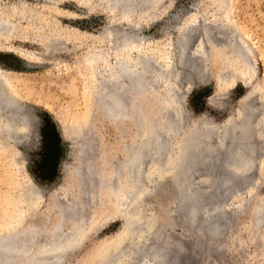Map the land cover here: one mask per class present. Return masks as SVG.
<instances>
[{"label": "rangeland", "instance_id": "374dc122", "mask_svg": "<svg viewBox=\"0 0 264 264\" xmlns=\"http://www.w3.org/2000/svg\"><path fill=\"white\" fill-rule=\"evenodd\" d=\"M22 3L34 5L42 11L45 23L40 25L37 36L45 41L52 35L54 40L60 41V45L54 52L48 53L39 44V40L37 43H17V46L27 51L33 50L41 54L26 58L17 52L0 49V71L4 75L0 82L3 79L2 84L6 85L0 91L7 92L21 106L14 110L17 114L28 117L29 123V128L26 129L23 125H14V114L9 116V113L0 111L1 232L5 233L14 226H24L26 233L31 231L35 236L27 241L26 246L23 245L33 247V252L30 253L32 258L33 255L36 260L39 257L42 259L61 255V264H97L100 253H108L113 250L112 247L118 249V246V250H121L128 246L129 241L122 239L124 216L111 213L114 208V200L110 198L112 195L103 196L96 191H101L102 184H105L104 178L109 173L105 168L106 163L124 159V146L131 142V122L129 117L114 121L105 118L107 116L95 95V85L98 83L96 74L104 70V64L101 65L100 62L96 66L87 63L89 54L92 51L100 52L99 47L104 50L109 64L114 65L116 56L109 53L113 47L110 41L115 37V33L110 31L115 30L118 37L121 34L140 39L141 48L143 47L140 54L149 55L146 57L152 63L156 60V67H162L157 64H161L166 56V68L172 65L170 69L174 68L179 71L178 75H182L183 81L178 83V76L173 86L175 93L182 95V120L186 114V121L202 118L217 126L233 123V120L243 123L246 133L240 144L244 148L246 145L247 155L244 159L247 156L245 161H248L245 165L247 170L237 173L235 167L230 166V160L224 161L222 156L220 159L223 162L218 159L221 149L210 146L211 149L204 144L202 148L205 150L202 151L205 154L202 152L200 159L189 164L195 158V148L189 146V157L185 156L181 171L185 179L182 186L185 189L178 180L182 176L180 178L171 172H158L153 185L146 182L149 191L142 196L144 215L153 219L152 224L156 223V233L159 228L162 230L159 236L154 232L149 234L140 245L141 248L139 247L141 251L134 253L135 258L131 257L129 263L147 262V248L163 243L171 249L168 252L170 256L180 253V261H176L178 264H264V0H155L147 12L133 16L119 7L117 2L110 9L111 0H0V4L10 7ZM220 10L221 13L224 11L223 20L226 19L225 12H230V23L227 27L224 26L226 30L221 31L223 27L218 26L221 32L216 28L217 25L209 22L215 20V12ZM54 14L56 16L51 17ZM192 21L197 22L193 24ZM191 25H194L193 29ZM213 26L215 27L212 28ZM211 37L214 43L219 44L208 41ZM134 50L130 55L135 56ZM136 54L139 55L138 52ZM154 83L160 85L159 80ZM158 88L162 89L161 86ZM143 100L149 114H155L159 106L156 97L148 93ZM5 113L4 118L2 115ZM259 118L263 121L261 127L257 125ZM85 123V130L89 129L87 139L90 148L80 158L75 147L82 141L81 138L70 143L64 135L71 138L70 130ZM3 128L13 134L7 133V136ZM242 131L241 127L237 135L244 134ZM172 137L175 142L179 139L175 134ZM207 147L214 153L211 152L210 155L208 152L211 150ZM170 162L171 159L167 166L171 165ZM78 164L88 168L90 178L86 183L95 188L94 192L88 193L89 184L84 182L85 185L81 183V186L74 175L72 169ZM184 166H188V169H184ZM211 167L216 170L214 173L210 172ZM227 172L232 180L236 178L235 181L229 178L227 184ZM185 174L188 176L184 177ZM204 174L209 180L207 183L205 178L202 180ZM229 174H234V178ZM221 179L224 180L222 186ZM236 180L240 183L237 189L240 197L234 194ZM99 181L102 182L101 185ZM198 182L202 184L199 185ZM180 187L184 191H180ZM84 189L88 194L85 193L82 200L91 202L93 206L88 204L82 210L78 208L81 210L78 212L76 208V214L83 213L88 218V223L72 226L67 204H72L76 194ZM33 190L37 193L31 194ZM190 192L198 193L199 197L209 193L199 214L205 216L204 222L207 219L219 222L222 227L218 231L209 234L203 229L196 230L195 224L187 226L184 219L188 220V216L183 214L182 208L192 201L186 196L187 193L188 196L191 195ZM182 198L184 203L179 202ZM239 199L247 205L245 208L238 207ZM218 200L224 204L218 203ZM259 203L263 204L260 214L256 210ZM216 206L221 209L211 211ZM206 208L211 210H207L204 215ZM179 211L182 212L181 215H178ZM256 215H261L263 220L258 223L253 219ZM20 222L22 224H18ZM55 231H63L65 235L60 233L58 238L72 235L71 240L62 244L54 243L59 241L54 235ZM45 246L52 247L50 252L43 249ZM141 252L145 254H140ZM20 256V260L25 261L27 255ZM157 260L152 264H158L160 259L158 262ZM181 260L186 261L184 263Z\"/></svg>", "mask_w": 264, "mask_h": 264}, {"label": "bare ground", "instance_id": "6f19581e", "mask_svg": "<svg viewBox=\"0 0 264 264\" xmlns=\"http://www.w3.org/2000/svg\"><path fill=\"white\" fill-rule=\"evenodd\" d=\"M153 1H155V0H111L110 9L115 7L116 2H117L119 4V7H121L123 10L127 11L130 16L138 15L141 13L144 14L145 12H147L151 8L150 6L153 4ZM223 8L225 10V7H223ZM221 10L215 12L216 13L215 20L209 21V22H213V24L215 26L217 25L216 28H218V26H220V27L222 26L223 29L221 31H223V30H226L224 26L226 25V27H227V25H229V23H230V12H229V10H227L225 12L226 19L223 20V18H225V17L222 18L224 11H222V13H221ZM55 16H56L55 14L51 15V17H55ZM43 18L44 17L42 15V11L39 10L38 8H36L34 5L22 3L19 5H15V6L10 7V6H3L2 4H0V49H5L6 51L12 52V53L17 52L25 58H26V56H28V57H32L34 55L37 56V55H41V54L40 53L38 54L33 50L27 51L26 49H23L19 45L17 46L16 44L17 43H20V44L26 43L27 44L29 42L37 43L36 41L39 40L40 41L39 44L43 45V48L46 52H48V53L54 52V50H56L58 48V46L60 45L59 40H54L55 38L52 35H50L49 38H47L45 41L41 39L42 38L41 36H37V32L39 31L40 25L45 23ZM197 18H199V15L197 16ZM190 20H192V18ZM196 22L197 21H195V23ZM192 23H193V21H192ZM195 23H193V24H195ZM193 26H192V29H193ZM215 26H213L212 28H214ZM210 29H211V27H210ZM220 29L218 28L219 31H220ZM189 30H191V28ZM214 30H216V29H214ZM110 33H115V37H113L112 40L110 41V43L113 47L109 53V54H113L116 56V61H114V65L112 66L111 64H109V60H106L107 59L106 55H105V53H103L104 50L102 48H99V47H98V49L100 50V52L92 51L91 54H89L90 56H88V58H87V63L90 65H96V66L100 62H101V65L104 64L103 65L104 70L101 69L103 71H101L100 73L98 72L96 74L97 79L95 78L97 80L96 82H98L97 83L98 89L100 91L102 90V98H103L102 101L103 102L100 101V99L98 98L100 96L99 93L96 92L98 95L96 93H95V95L99 99V103L103 108L102 109L103 112L107 116V117H105V118H107V120L114 121V120L119 119V118H122V120H123L124 117H129L130 122H131L129 139L131 142L124 146V154L125 155H124V159L122 161L116 162L114 160L115 161L114 163H106L105 168H106V171H109V173L107 172L108 174L104 178L105 184L104 183L102 184V182L99 181L100 185L102 184V186H101L102 189H101V191L98 190L96 192H101V194H103V196L108 195V197L112 195L110 198H112L111 200H114L112 202V208L113 207L114 208L111 209L112 210L111 213H115L116 215L124 216L125 221H124V225H123L124 227L122 229L123 230L122 231V233H123L122 239L128 240L129 244L125 249L118 250L119 247L117 246L118 249H115L116 247L115 248L112 247L113 250H111L110 252L102 254V255L100 253L99 261L97 262V264H130L129 263V262H131L130 258L133 256L135 258V255H133V254L139 253L141 251L140 245L143 244V242H145V239H147V237H149V234H151V233L153 234V232H154V234L156 233V230H155L156 223L152 224L153 219H149L148 217H146L144 215L142 196L146 192L149 191V187L145 185L146 182L151 183L153 185L156 181V174L160 171H162V173L171 172V174L174 173L175 175L180 176V178H181V176H182L181 171H183L182 166H183L184 161H185L184 160L185 156L187 155V153H190L188 147L192 146L193 148H195L193 151V154H194L193 157H195V158L191 157V158H193L192 160H191V158H189L191 160L189 164H192L193 162L196 161V159H198V158L200 159V155L203 152L202 150L203 149L205 150V148H202L204 146V144H206V146H208V147H210V146L216 147L217 146V148L221 149L220 151L222 153H220L218 159H220V157L222 156V160H224V161L230 160L229 161L230 166L232 165L233 167H235V170L237 173L240 170L241 171H244L245 169L247 170V168H245V165L248 164V161H245V160H247L246 159L247 156L244 159L245 155H247V153H246L247 151L245 152L246 145L244 148L243 144H240L242 142L241 141L242 136L245 137L246 129H245V126L243 127V125H244L243 123H242L243 124L242 125L240 121L234 122V120L232 121L233 123L228 122V123L221 125V126H217V125H214L212 123H209L208 119H202V118L199 120H195V121H191V120L186 121V120H184V117L186 116V114L182 120V118H181V112H182L181 111V100H182L181 97H182V95L175 93L176 90H175V88H173V86L177 82L176 79H178L177 78L178 76L180 77V81L178 80V83L183 81V78L181 77L182 75L181 76L178 75L179 71L174 69V68L170 69V67L172 65L171 66L169 65L170 67L166 68V66H167V65H165V64H167V62L165 63V61H166L165 57L166 56L163 58V62L162 63L160 62L161 64H157V65H162V67H156V64H154L156 60H154L153 61L154 63H152L150 58L146 57L149 55H141L140 52H142L143 47L141 48V45H142L141 40L138 39L137 37H131V36L128 37L127 35H121V34L118 37V33L115 30H111ZM229 35H231V34H229ZM237 36H234V37L237 38ZM212 37H211V40H208V41H212V39L215 38V37H213V38ZM212 42L214 43V41H212ZM200 43H201V41H200ZM217 43L219 44V42H216L214 44H217ZM133 49H135L134 50L135 56L130 55L131 54L130 52ZM164 49H165V47H164ZM137 52L139 53V55L136 54ZM238 53H240V52H238ZM235 55H237V54H235ZM245 56H246V54H245ZM180 62H181V60H180ZM181 63H183V62H181ZM224 74H227V73H224ZM228 74H229V72H228ZM0 78H4V75L2 74L1 71H0ZM100 79L102 81H99ZM157 80H159L160 85H159V83H157V84L154 83ZM2 82H3V79H2ZM2 82H0V88H4V87L6 88V85L2 84ZM159 86H161V88H162L161 90L158 88ZM180 88H182V87H180ZM95 89H96V87H95ZM7 90H8V88H7ZM148 93L153 94V96L156 97V99L159 103L157 111L153 115L149 114L145 105L143 104V101H144L143 97L145 94H148ZM135 102H136V104H135ZM133 104H135V105H133ZM20 107L21 106H19L13 98L11 99V97L7 94V92L5 93V91H0V111L3 110L4 112L9 113V116H10V114L13 113L14 116L12 118V121L14 122V125L19 124L20 126L21 125H23L24 127L26 126L25 129L29 128V123L27 120L28 117H26L23 114H17L16 111L14 110V109L17 110ZM183 109H184V107H183ZM5 116H6V113H5V115H2V117H4V118H5ZM102 117H104V116H102ZM6 119H7V117H6ZM9 120L11 121L10 118H9ZM206 120H208V121L205 122ZM13 122L10 124L13 125ZM262 122H263L262 119L259 118L257 125H260V127H261ZM200 124L202 126H200ZM86 125L87 124L85 123V125L84 124L79 125L78 128L70 130L72 133V137L68 138L67 136L64 135V138L66 139V141L72 143V141L77 140L78 137L81 138L78 135V132H81V130H84L85 135L86 134L88 135L89 129L85 130V128H84ZM55 126H56V124H55ZM10 127H12V126L10 125ZM201 127H203L204 129H200ZM241 127L243 128L242 132L244 134L237 135V131L240 130ZM132 129H133V131H132ZM5 133L11 134L12 132L5 130ZM165 133H168V135L169 134L178 135V137H177V138H179L178 141L175 142L174 140L171 139V138H174V137H172V135L169 138L168 135ZM8 134H7V136H8ZM123 137L124 136H122V138ZM80 140H82L81 141L82 144L81 143L79 144V142H78L75 149H76L77 154L81 158V156L84 155L85 148H87L88 144H87V141L85 140V137H84V139L81 138ZM89 146H90V144H89ZM89 148H88V150H89ZM210 148L212 149V147H210ZM210 148H208V149H210ZM214 150H216V148ZM211 152H212V150L208 153H210V155L212 153H214V152H212V153ZM203 154H205V153L203 152ZM188 155H187V158L189 157ZM204 156H207V155H204ZM237 156H239L240 158H238ZM241 156H242V158H241ZM168 158L171 159L172 162H170L171 165L167 166L168 160H169ZM231 160H233V161H231ZM244 161H245V163H244ZM187 163H188V161H187ZM197 163H198V161H197ZM212 163H214V162H212ZM219 163H221V162H219ZM216 166H218V165H216ZM186 167H188V166H184V169L187 170L188 168H186ZM225 167L227 168L226 164H225ZM82 168L85 169V167H82V165L78 164L77 166L73 167L72 170L74 172V175L79 179L80 185H81V183H83L82 185L89 184V186L87 185V187H89L90 190L88 192L87 190H85V189H87V187L84 186L86 188L84 189V191L80 190L76 194V198L74 199L73 203L67 204V206H69L68 210L71 213L70 225L72 224V226L81 225V223L85 224L86 222L88 223V220H87L88 218L83 216L82 215L83 213H79V214H76V213L78 211H81L82 207L87 206L88 204L92 205L91 202L86 203V201H84L85 199L82 200V198H83L82 196L85 193L88 194V193H90V191H93L95 189L93 187H92L93 189L90 187L91 186L90 183H88V182L86 183V181H89V178H90L89 177L90 172L88 171V168L85 169V173H83V174H82V172H83L82 170H84V169H82ZM208 168H210V167H208ZM226 168H224V169H226ZM209 170H211L210 172H213V173L216 171L212 167ZM93 171H94V169H93ZM202 171H203V169H202ZM187 172H186V174H187ZM195 172H197V171H195ZM232 172H234V171H232ZM236 172H234V173H236ZM204 173H206V172L204 171ZM207 173H209V172H207ZM186 174L184 177L188 176ZM220 174L221 175L223 174L222 171L220 172ZM220 174L218 173L217 176L220 177ZM212 175H215V174H212ZM233 175L229 174V176H233ZM237 175H239V174H237ZM190 176H192V174L189 175V177ZM223 176H225V173ZM223 176H221V177L223 178ZM197 177H199V176H197ZM175 178H176V176H175ZM202 178H200V180L201 179L204 180V178H205L206 183L209 181V180L207 181L206 175H205V177H202ZM229 178H230V180H232L231 177H228V172H227V179L225 177L223 179L224 180L226 179V182H227V180ZM233 178H234V176H233ZM193 179H195V178H193ZM211 179L216 180V178H211ZM218 179L219 178H217V180ZM223 179L220 180L221 186H222V184H224V182L222 183V181H224ZM234 179H236V178H234ZM178 180H179V183H181V186L183 185L182 183L185 182V179L183 178V176L181 179H178ZM84 182H85V184H84ZM195 184H197V182ZM195 184H194V186H195ZM200 184H202V182L199 183V185ZM213 184H215V183L213 182ZM220 184H219V186H220ZM227 184H228V182H227ZM235 184L236 185H234V187L236 188V190H235L234 194L236 197H240V193L237 192V189H239L238 187H239L240 183L236 180ZM204 185H205V181H204ZM185 186H186V183H185ZM221 186L219 187V189L221 188ZM182 187H184V186H182ZM200 188H202V186ZM211 188H212V186H211ZM184 189H185V187H184ZM184 189L182 188L183 191H184ZM195 189H198V188H195ZM203 189H205V191H208V189L206 190V188H204V187H203ZM182 190L180 187V191H182ZM215 191L213 190L211 192L214 193ZM200 192H199V194L201 195L202 192L201 193ZM36 193L37 192L33 190L31 194H36ZM190 193H192V192H190ZM242 193H244V192H242ZM181 194L185 195L182 192H181ZM187 194H186L187 198L190 197V199L192 201H190V199L188 198L190 201L189 204H186V206L183 205V206H185L184 208L181 207L183 214L185 216H188V220L184 219V221H186V224H188L187 226L195 224L196 230L200 229L202 231V229H203L204 232H207L209 234L218 231L222 227V225H220L219 222L208 221L209 219H207V222H204L203 220L206 219L205 216L202 217L203 215L201 216L199 214L202 212L201 208L206 204V201L209 198L208 197L209 193L203 194L202 197H199L198 193H192L189 196ZM90 195L89 196L87 195V196L90 198ZM210 195H211V193H210ZM219 197H221V196H219ZM129 198H131V201H132L131 203L129 202V200H130ZM188 199L187 200L185 199V201H188ZM177 200H179V199H177ZM182 200H183V198H182ZM182 200H179V202L184 203V200L183 201ZM88 201H91V200L88 199ZM218 203L224 204L223 201L222 202L219 201ZM238 203H239L238 207L243 206L240 209H243L247 206V205L245 206V203L241 199H239ZM77 206H79V207H77ZM261 206H263L262 203H259L257 205L256 210L259 211L258 214L261 213L260 212ZM76 208H77V212H76ZM78 208H80L81 210ZM86 209H87V207H86ZM203 209H205V207ZM211 209L206 208L204 215L206 214L207 210L208 211L211 210V211L215 212V211H219V209H221V208H220V206H218L217 208H211ZM170 212H172V211H170ZM181 213L182 212L179 211L178 215H181ZM253 219H256V221H258V223H259L261 220H263V217L261 215H256V217H254ZM18 224H22V223L20 222ZM19 227L20 228L14 226L12 229H10L11 233L15 234V237L13 238L14 240L8 241L9 243L15 245V248H17V249H15L13 252H9L8 247H10L11 244L8 245V244H5V242H2V248H0V264H34V263L35 264H61V261L63 259V256H61V255H56V256H52V257L50 256L47 258L42 257V259L39 257L37 260L34 259L35 255H33L34 258H32V255H30V253L33 252V247H28V246L25 247V246H26L27 241H30V239H32V237H35V236L31 231L26 233V231H24V228H25L24 226H22V227L19 226ZM204 227H206V228H204ZM29 228H31V227H29ZM160 230H162V229L159 228V230H157L156 234L158 236L160 234ZM1 233L2 232L0 230V234ZM60 233H62V235H64L63 231L62 232L59 231L58 233L56 232V234H54V235H56V237H57V235H60ZM17 234H19L21 236L20 238L17 237V238H19L18 240H16ZM65 234H67V233H65ZM71 236L68 234V235H66V237H64V238L62 237L63 239L60 236V238L57 237L59 239V241H58V239L56 241H58V242H55L54 240L53 241H54V243H61L62 244L66 241H70ZM151 237H153V236H151ZM66 238H68V239H66ZM40 242L41 241H39V245H40ZM17 243L19 245H17ZM41 244L44 247V244L43 243H41ZM123 244H125V243H123ZM23 245H25V246L23 247ZM115 245H117V244H115ZM47 246H48V244H47ZM48 247L43 248V249H45L46 251H49L52 248V247L51 248H48ZM169 250H171L169 248V246H167L166 244L163 245V243L161 245H150L147 248V252H146L147 254H145L143 252L140 253V254L143 253V254L147 255L149 260L147 259V262L146 261H141V262L139 261L140 263L138 262V264H152L153 261L156 259H158V260L160 259L159 262L157 260L158 264H178V263H176V261H178L179 258L181 257V256L179 257L180 253L176 256H175V254H174V256H170V254L168 253V252H170ZM42 252H44V251H42ZM20 255H27V256H25L26 257L24 259L25 261L20 260V259H22ZM36 256L38 257V255H36ZM172 257H174V258L172 259ZM184 257H185V255H184ZM160 261H161V263H160ZM185 261L181 260V262H184V263H185Z\"/></svg>", "mask_w": 264, "mask_h": 264}, {"label": "water", "instance_id": "95a60500", "mask_svg": "<svg viewBox=\"0 0 264 264\" xmlns=\"http://www.w3.org/2000/svg\"><path fill=\"white\" fill-rule=\"evenodd\" d=\"M99 81H102L101 79L99 80ZM98 85H96L95 87H96V89H95V93L97 92V93H99L100 94V96L98 97L99 99H100V101H102L103 100V98H102V90L100 91L99 89H98V87H97ZM96 93V94H97ZM98 99V100H99ZM103 102V101H102ZM200 126H202L201 124H200ZM200 129H204L203 127H201ZM78 135L81 137V138H83L84 139V137H85V140L87 141V144H88V146H87V148H85V152H84V154L88 151V148H89V141H88V135L86 134L85 135V132H84V130H81V132H78ZM81 144H82V142H80ZM79 143V144H80ZM84 143V142H83ZM86 144V143H85ZM41 194H42V191H41ZM130 200H129V202L131 203L132 201H131V198H129ZM17 235H19V234H17ZM15 237V234H12L11 233V230H8L7 232H5V233H1L0 234V248H2V242H5V244H8V245H10L11 243H9L8 241H12V240H14L13 238ZM8 251L9 252H13L14 250H15V247L13 246V244H11L10 245V247H8Z\"/></svg>", "mask_w": 264, "mask_h": 264}, {"label": "trees", "instance_id": "16d2710c", "mask_svg": "<svg viewBox=\"0 0 264 264\" xmlns=\"http://www.w3.org/2000/svg\"><path fill=\"white\" fill-rule=\"evenodd\" d=\"M58 131V130H57ZM59 133V132H58ZM49 149V152H50V148H48ZM48 157V156H47ZM52 157V155H50V153H49V158H51Z\"/></svg>", "mask_w": 264, "mask_h": 264}]
</instances>
